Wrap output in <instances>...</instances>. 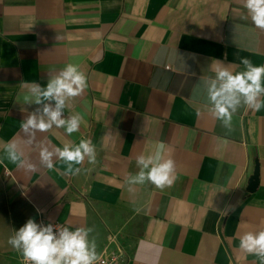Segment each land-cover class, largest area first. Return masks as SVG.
Listing matches in <instances>:
<instances>
[{
    "label": "crops",
    "instance_id": "crops-1",
    "mask_svg": "<svg viewBox=\"0 0 264 264\" xmlns=\"http://www.w3.org/2000/svg\"><path fill=\"white\" fill-rule=\"evenodd\" d=\"M243 57L264 65V30L243 0H0V157L15 139L38 166L0 163V264H23L7 241L39 217L91 228L96 253L121 251L123 264H264L239 248L264 229V108L240 107L227 130L208 100L215 68L243 70ZM68 63L87 76L63 113L79 114L80 129L33 138L20 125L43 105L29 83L46 86ZM81 139L95 163L86 157L76 175L55 157L53 169L40 166V147ZM160 143L174 184L127 185L137 156Z\"/></svg>",
    "mask_w": 264,
    "mask_h": 264
},
{
    "label": "clouds",
    "instance_id": "clouds-1",
    "mask_svg": "<svg viewBox=\"0 0 264 264\" xmlns=\"http://www.w3.org/2000/svg\"><path fill=\"white\" fill-rule=\"evenodd\" d=\"M243 7L251 17L256 28L264 30V0H243ZM243 70L232 71L226 66H217L214 79L208 86V100L213 117L220 121L227 130L232 129V117L244 106L253 111L264 108V65H254L246 57L240 58ZM28 88L37 105H43L38 113L29 115L21 122V130L34 138L35 131L47 132L54 125L63 128L70 136L80 129L82 117L73 114L64 118L66 101L83 93L88 87L87 76L74 63H68L46 86L30 82ZM29 97H26V100ZM45 101H54V106ZM42 112V115L39 113ZM46 117V118H45ZM27 143L31 144L32 139ZM165 145L158 144L150 154H141L136 158L139 171L126 177V184L144 185L150 183L158 189L171 187L175 182V162L169 156L165 158ZM0 163L6 159L17 168L26 172H35L38 166L24 158L18 149L15 139L5 143ZM66 165L64 175H76L85 158L95 163L96 150L91 140L81 139L78 144H64L49 150L47 146L40 147V166L53 169L54 159ZM91 228L76 227L69 230L63 227L54 230L51 223L42 224L29 218L7 243L23 255L28 264H96L98 256L96 243L90 240ZM239 248L253 254L264 261V229L256 232H246L239 238Z\"/></svg>",
    "mask_w": 264,
    "mask_h": 264
},
{
    "label": "built area",
    "instance_id": "built-area-1",
    "mask_svg": "<svg viewBox=\"0 0 264 264\" xmlns=\"http://www.w3.org/2000/svg\"><path fill=\"white\" fill-rule=\"evenodd\" d=\"M7 174H8V172H7ZM35 221L37 223H42V224L51 223L54 225V230L60 229L63 227H67L62 222H50V221H47L44 217H39ZM107 238L109 240H112L113 236L108 235ZM97 256H98V260L96 261V264H123V253L121 251H117L116 253H113V252L107 253L104 250L103 252L97 254ZM22 263L28 264V262L24 259L23 256H22Z\"/></svg>",
    "mask_w": 264,
    "mask_h": 264
},
{
    "label": "water",
    "instance_id": "water-1",
    "mask_svg": "<svg viewBox=\"0 0 264 264\" xmlns=\"http://www.w3.org/2000/svg\"><path fill=\"white\" fill-rule=\"evenodd\" d=\"M257 183H258V165H256L254 172L250 177L248 189L253 191L256 188Z\"/></svg>",
    "mask_w": 264,
    "mask_h": 264
}]
</instances>
